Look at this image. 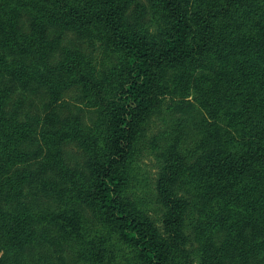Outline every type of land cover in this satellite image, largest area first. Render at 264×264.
Segmentation results:
<instances>
[{
	"label": "trees",
	"instance_id": "16d2710c",
	"mask_svg": "<svg viewBox=\"0 0 264 264\" xmlns=\"http://www.w3.org/2000/svg\"><path fill=\"white\" fill-rule=\"evenodd\" d=\"M129 1L0 0L5 51L43 56L52 46L46 39L52 25L97 40L104 55L115 58L111 67L97 66L68 51L58 70L47 69L40 81L29 64H9L0 53V76L44 84L51 94L77 87L97 111L89 126L68 115L38 132L30 116L5 106L7 92L0 86V264L27 263L34 224L63 230L73 239L71 249L82 245L74 262L68 249L58 248L36 264H194L184 254L186 218L194 209L227 230L224 241L208 244L196 264H261L264 0H148L150 26L127 18ZM23 9L29 34L20 25ZM198 70H216V76H196ZM194 84L204 110L201 133L189 144L179 137L168 146L156 183L157 201L166 209L161 230L125 194L162 96L183 95ZM39 137L57 151H48L34 171L51 166L64 184L44 180L59 200L41 209L31 208L22 191L32 173L13 170L39 155L31 146ZM68 142L81 146L85 170L60 161L58 148ZM75 201L88 206L93 218L79 212ZM240 210L249 214L239 216Z\"/></svg>",
	"mask_w": 264,
	"mask_h": 264
},
{
	"label": "rangeland",
	"instance_id": "374dc122",
	"mask_svg": "<svg viewBox=\"0 0 264 264\" xmlns=\"http://www.w3.org/2000/svg\"><path fill=\"white\" fill-rule=\"evenodd\" d=\"M126 15L130 21L141 20L145 26L154 23V16L148 0H130ZM20 25L27 34L31 32L30 21L24 9L20 16ZM46 36L52 46L43 56L10 53L2 48H0V53L9 64L14 62L29 64L32 68L31 71L37 77L36 80L40 81H42L40 74L47 72V69L58 70L68 51L76 54L81 53L86 60L97 66L111 67L114 63V57L107 58L104 55L100 42L95 39L83 40L73 30L49 25ZM203 73L208 74L210 78L216 76V70H198L196 76ZM0 82V86L6 89L7 92L5 106L7 108L16 106L20 112L30 116L38 132L42 129L54 128L58 120L68 115H77L86 126L96 121V109L87 106L84 94L77 87L62 89L51 94L44 84L39 86L23 84L20 79L5 74L0 76ZM195 87L196 84L190 86L183 95L175 93L162 96L158 109L151 115L146 125L147 147L136 162L132 186L125 194L132 203H136L138 210L161 230H163L162 219L166 209L157 201L156 183L165 156L169 151L168 146L179 137L186 142H184L185 144H189L201 133L204 110L199 103ZM179 101L183 102L186 107L180 108L177 106L176 103ZM31 146L38 149L39 155L35 159L16 165L13 168V170L19 172L30 171L33 175L22 188L23 194H27L25 201L31 208L32 206L40 209L46 206L55 207L59 200L57 192L55 189H49L44 180H47V177L50 178L56 187L64 185L62 180L51 166L45 168L44 170H47V172L41 174L34 170L42 166L48 151L53 156L57 150L46 147L40 137ZM58 150L60 161L65 167L85 170V161L79 144L68 142L61 145ZM75 205L79 212L85 213L91 219L93 218L92 210L83 202L75 201ZM248 214L249 211L246 210L238 212L239 216ZM33 230L34 235L32 238L35 243L26 251V264H36L41 254L46 255L50 251L55 253L58 248L69 250L67 257L71 262L81 257L78 248L82 250V245L77 242L75 246L78 248L71 249L73 239L71 236H67L63 230L55 227L47 228L37 224H34ZM185 232L188 241L185 244L184 254L190 261L195 262L194 264L199 261L208 244H221L227 234L226 228L216 226L213 220L206 217L199 209L191 210L188 213ZM41 234H46L50 239H43ZM1 246L0 243V256L3 252ZM263 254L264 251L260 255L261 264H264Z\"/></svg>",
	"mask_w": 264,
	"mask_h": 264
}]
</instances>
